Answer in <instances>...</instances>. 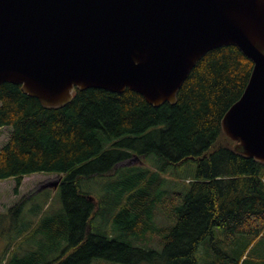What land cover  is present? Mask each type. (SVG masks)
Here are the masks:
<instances>
[{"label":"trees","instance_id":"16d2710c","mask_svg":"<svg viewBox=\"0 0 264 264\" xmlns=\"http://www.w3.org/2000/svg\"><path fill=\"white\" fill-rule=\"evenodd\" d=\"M252 65L235 46L213 49L176 103L159 107L128 89H87L46 109L19 85L1 84L0 128L11 132L0 148V181L14 179L18 194L25 176L59 175L61 203L21 231L40 238L38 250H12L4 264H198L201 246L203 264H240L243 255L232 256L238 240L245 251L264 241V164L234 153L221 120ZM134 156L142 163L118 167ZM183 165L193 173L176 175ZM94 178L117 180V188L97 197L80 189Z\"/></svg>","mask_w":264,"mask_h":264},{"label":"water","instance_id":"95a60500","mask_svg":"<svg viewBox=\"0 0 264 264\" xmlns=\"http://www.w3.org/2000/svg\"><path fill=\"white\" fill-rule=\"evenodd\" d=\"M226 46L253 65L221 131L234 153L264 164V0H0V85L46 109L87 89L175 104L197 62Z\"/></svg>","mask_w":264,"mask_h":264},{"label":"rangeland","instance_id":"374dc122","mask_svg":"<svg viewBox=\"0 0 264 264\" xmlns=\"http://www.w3.org/2000/svg\"><path fill=\"white\" fill-rule=\"evenodd\" d=\"M10 132V128L0 129V148L7 142ZM129 160H132L131 165L138 164L137 161H133V158ZM128 161L120 163L118 167H126V162ZM156 163V161H153L152 155L147 158L146 164L153 168L157 166ZM192 173L193 171L188 165H183L177 168L176 171V175L178 176L190 175ZM97 179L100 180L98 182L82 180L80 182V189L84 192L90 191L94 197H97L98 194H102L107 189L112 186L116 187L118 184L117 180L109 183L101 178H94L92 180ZM169 179L173 189L174 186L177 189L180 188L178 180ZM58 180H60V176L56 174L36 173L25 176L18 189V194L14 193V179L0 181V264L5 263L7 256L12 253V250L21 256L23 253L38 250V240L40 238H28L27 235H22L21 231L30 222H35L47 208L50 214H54L59 209L61 203L58 191L53 189V186L49 187L50 184ZM46 185L48 187L41 190V187ZM21 201H25L21 211L8 212L11 207ZM253 245L245 251L244 240H238L233 248L234 252L232 256L237 258L243 255L241 262L246 260L245 264H264V241L258 242L255 246ZM203 251L207 254L206 248L201 246L197 253L198 264H203Z\"/></svg>","mask_w":264,"mask_h":264},{"label":"bare ground","instance_id":"6f19581e","mask_svg":"<svg viewBox=\"0 0 264 264\" xmlns=\"http://www.w3.org/2000/svg\"><path fill=\"white\" fill-rule=\"evenodd\" d=\"M135 157V156H134ZM134 157H132V158H134ZM139 158V157H138ZM128 161V160H127ZM138 162V161H137ZM130 167V166H129ZM123 168V167H122ZM166 179V178H165ZM116 202V201H115ZM165 208V207H164ZM146 237V236H145ZM260 237V236H259ZM263 262V261H262Z\"/></svg>","mask_w":264,"mask_h":264}]
</instances>
